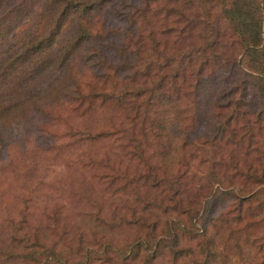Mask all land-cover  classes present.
I'll use <instances>...</instances> for the list:
<instances>
[{
	"label": "trees",
	"instance_id": "16d2710c",
	"mask_svg": "<svg viewBox=\"0 0 264 264\" xmlns=\"http://www.w3.org/2000/svg\"><path fill=\"white\" fill-rule=\"evenodd\" d=\"M64 112L133 161L119 209L20 216L0 264H264V0H0V152Z\"/></svg>",
	"mask_w": 264,
	"mask_h": 264
},
{
	"label": "rangeland",
	"instance_id": "374dc122",
	"mask_svg": "<svg viewBox=\"0 0 264 264\" xmlns=\"http://www.w3.org/2000/svg\"><path fill=\"white\" fill-rule=\"evenodd\" d=\"M38 120L32 121L27 136H12L11 145L0 152V236L7 234L10 221L20 216L49 226L59 218L68 225L96 207L108 218L109 208L113 205L111 212L115 213L121 204L114 186L107 183L111 169L126 167L129 172L134 164L126 158L120 139L105 138L90 147L58 148L67 140L68 130L90 125V119L64 112L60 121L46 124L41 132L34 130ZM189 168L195 172L202 168L195 155ZM90 236H85L87 241ZM124 237L123 232L112 235L116 244Z\"/></svg>",
	"mask_w": 264,
	"mask_h": 264
}]
</instances>
